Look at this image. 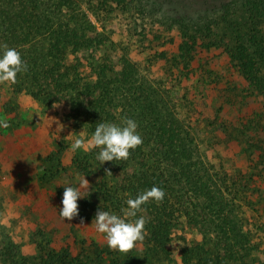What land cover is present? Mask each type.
<instances>
[{"label": "trees", "instance_id": "1", "mask_svg": "<svg viewBox=\"0 0 264 264\" xmlns=\"http://www.w3.org/2000/svg\"><path fill=\"white\" fill-rule=\"evenodd\" d=\"M146 2L0 0V45L6 43L20 51L29 66L14 85L46 103L68 96L73 113L92 133L98 123L120 125L125 117L138 124L143 144L126 161L106 162L113 176H107L78 201L79 216L72 221L93 220L99 209L122 215L127 199L157 186L166 194L163 202H149L141 213L148 220L142 244L145 262L172 259L178 250L181 264H255L248 262L249 240L232 216L241 182L230 184L229 176L209 170L179 116L155 96V91L140 85L130 60L133 40L118 43L100 31V26L105 30L120 17L129 19L131 32L137 30L139 19H145L151 8L150 1ZM189 2L204 6L208 16L198 21L183 12L172 19L170 26H177L182 38L179 54L170 58L158 50L157 59L182 66L181 79L189 77V72L197 73L193 63L199 48H221L251 94L263 97L264 0H245L240 11L226 0ZM145 32L140 37L148 39ZM118 51H122L119 59ZM226 118H219L218 127L238 139L249 131L257 134L264 130V112H253L240 125ZM87 169L81 167L82 171ZM37 236L40 255L17 260L14 252L9 254L11 264H142L137 256L106 262L103 255H74L69 247L47 249L44 239L39 240L44 233Z\"/></svg>", "mask_w": 264, "mask_h": 264}, {"label": "rangeland", "instance_id": "2", "mask_svg": "<svg viewBox=\"0 0 264 264\" xmlns=\"http://www.w3.org/2000/svg\"><path fill=\"white\" fill-rule=\"evenodd\" d=\"M149 1L151 8L145 19H139L137 30L132 27L131 32L129 19L120 17L105 30L100 26V31L118 43L136 42L131 43L130 60L140 85L155 91V96L179 116L209 170L229 176L230 184L241 182L232 216L249 240L248 262L264 264V130L257 134L249 131L238 139L218 127L219 118L228 117L240 125L253 112H264V96L251 94L226 53L217 47L199 48L193 63L197 73L189 72V77L180 79L182 66L158 60L157 51L166 52L170 58L179 54L182 38L177 26H170L172 19L184 12L200 21L209 13L189 0ZM226 1L232 2L237 11L245 2ZM235 18L240 19V15ZM144 30L148 39L140 37ZM118 52L119 59L122 51ZM54 104L59 107L54 108ZM0 119L10 125L0 128V264H11L9 254L14 252L17 260L36 259L40 255L39 232L44 233L39 240L44 239L47 249L69 247L74 255H103L106 262L137 256L142 264H181L178 250L172 259L145 262L143 246L127 255L110 250L103 235L91 225L93 220H83L81 225V221L61 219L64 187H80V181L86 178L89 185L81 189L85 196L82 201L106 178V162L101 164L96 159V149L70 151L75 139L87 140L93 133L73 113L68 96L46 103L14 84L0 85ZM197 237L202 238L200 233Z\"/></svg>", "mask_w": 264, "mask_h": 264}, {"label": "clouds", "instance_id": "3", "mask_svg": "<svg viewBox=\"0 0 264 264\" xmlns=\"http://www.w3.org/2000/svg\"><path fill=\"white\" fill-rule=\"evenodd\" d=\"M28 64L22 58L20 51L9 47L8 44L0 45V85H11L17 82L19 74L28 71ZM54 108L59 104H54ZM10 127L6 120L0 119V128ZM143 144L142 136L138 133V124L135 120L125 117L120 125L101 122L95 127L90 139L77 138L70 145V151H88L99 149L96 159L101 164L105 162L126 161L131 152ZM106 177L113 176L110 169H105ZM89 181L85 178L80 181V187L66 186L63 193L60 217L65 221H72L79 216L78 201L85 197L81 189L87 188ZM165 192L153 186L138 194L136 198L126 200V207L121 209L122 215L110 213L99 209L92 221L95 231L103 235L108 248L112 251L129 254L142 246L146 236V224L148 220L143 213V206L154 201L161 204L165 198ZM138 214H141L138 216ZM83 225V221H81Z\"/></svg>", "mask_w": 264, "mask_h": 264}]
</instances>
